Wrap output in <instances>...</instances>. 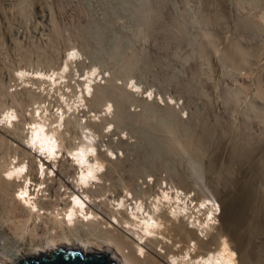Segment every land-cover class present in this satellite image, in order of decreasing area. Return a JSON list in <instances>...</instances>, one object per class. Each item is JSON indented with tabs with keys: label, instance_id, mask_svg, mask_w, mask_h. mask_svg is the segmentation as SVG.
Instances as JSON below:
<instances>
[{
	"label": "rangeland",
	"instance_id": "obj_1",
	"mask_svg": "<svg viewBox=\"0 0 264 264\" xmlns=\"http://www.w3.org/2000/svg\"><path fill=\"white\" fill-rule=\"evenodd\" d=\"M37 73L58 83L31 91ZM42 100L68 148L95 135L99 192L134 203L173 178L192 207L218 204L213 229L254 233L264 264V0H0V112Z\"/></svg>",
	"mask_w": 264,
	"mask_h": 264
},
{
	"label": "bare ground",
	"instance_id": "obj_2",
	"mask_svg": "<svg viewBox=\"0 0 264 264\" xmlns=\"http://www.w3.org/2000/svg\"><path fill=\"white\" fill-rule=\"evenodd\" d=\"M44 77L29 78L31 91L36 82L44 92L58 83L55 76ZM42 101L33 102L23 119L20 102L0 112V264H22L63 250L108 253L117 264H262L252 261L254 233L226 226L222 216L213 229L218 204L205 197L192 207L190 187L171 177L153 185L146 181V198L134 197V203L126 192L113 198L99 192L107 190L111 168L104 172L109 165L103 155L95 156V135L68 148L61 131L63 109L55 112ZM244 200L250 209L254 199Z\"/></svg>",
	"mask_w": 264,
	"mask_h": 264
},
{
	"label": "water",
	"instance_id": "obj_3",
	"mask_svg": "<svg viewBox=\"0 0 264 264\" xmlns=\"http://www.w3.org/2000/svg\"><path fill=\"white\" fill-rule=\"evenodd\" d=\"M24 264H111L106 255L84 256L78 252L59 251Z\"/></svg>",
	"mask_w": 264,
	"mask_h": 264
}]
</instances>
